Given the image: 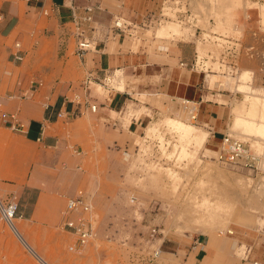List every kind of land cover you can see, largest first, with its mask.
<instances>
[{
	"label": "rangeland",
	"instance_id": "1",
	"mask_svg": "<svg viewBox=\"0 0 264 264\" xmlns=\"http://www.w3.org/2000/svg\"><path fill=\"white\" fill-rule=\"evenodd\" d=\"M162 4L163 12L172 18L150 27L145 34L193 38L198 43L200 61L203 53L214 51L215 58L204 62L208 83L244 91L232 108L235 118L228 134L255 150L262 141L246 135L249 131L236 125L235 119L242 110L255 124L264 121V0H161ZM250 7L257 8L252 18L255 27L251 29L257 44L252 47V38H248L247 46L241 41L242 22L248 18L245 9ZM196 8L202 11L201 18L192 17ZM168 24L176 25L178 32L161 33ZM228 42L238 51L235 60H225L237 65L233 75L227 72L230 64L220 61ZM211 67L213 71H208ZM108 85L124 87L122 71L110 76ZM95 90L102 92L104 86L95 84ZM134 96L135 101L155 103L163 98L167 102L160 103L162 113L141 133L130 134L126 140L113 141L109 134L100 139L104 135L92 121L82 166L68 173V193H61L64 205L61 207L58 195L49 200L50 204L42 207L49 216L45 220L30 214L37 189H9L12 183L25 184L29 163L23 150L14 147L16 140L8 139L9 130L0 133V204H17V216L10 219L19 234L50 264H199V241L244 257L249 240L264 230V152H257L261 159L254 169L221 162L217 158L221 143L214 141L201 124L195 102L147 92ZM135 106L130 102V112ZM169 119L192 125L196 132H206L204 145L198 147L193 139L183 138ZM2 185L8 186L6 193ZM78 194L87 195L93 205L94 234L85 244L63 228L67 199ZM2 211L0 207V264H42ZM157 250L159 254H155Z\"/></svg>",
	"mask_w": 264,
	"mask_h": 264
},
{
	"label": "crops",
	"instance_id": "2",
	"mask_svg": "<svg viewBox=\"0 0 264 264\" xmlns=\"http://www.w3.org/2000/svg\"><path fill=\"white\" fill-rule=\"evenodd\" d=\"M88 4L100 6L95 12L94 31L98 52L81 57L76 53L74 36L70 35L71 19L73 7ZM160 6L161 0H0V110L16 112L21 126L14 130L0 116V133L9 130L5 132L8 139L16 140L14 147L23 150L29 163L25 184L12 183L13 188L9 189L27 186L38 190L30 213L37 219H48L42 207H47L55 196L61 197L58 202L61 207L64 205L61 193H68V173L82 166L84 146L93 131L92 121L104 135L100 139L109 134L113 141H119L141 133L162 113L160 103L165 105V99L155 103L135 101V94L147 92L195 102L198 118L214 141L221 143L229 133L235 118L232 108L244 91L220 87L219 83L211 86L202 69L190 65L198 53L197 40L148 37V28L137 37L111 29L118 16L138 24ZM245 13L248 18L242 22L241 41L247 46L248 38H254L251 29L256 22L252 18L257 8H247ZM197 33L198 30L196 37ZM253 42L250 47L257 44L256 40ZM117 71L125 76L124 87L114 89L101 84L104 90L97 92L95 84L100 83L93 81L86 103L83 84L88 76H116ZM208 71H213L212 67ZM130 102L136 104L134 112H130ZM90 104H96L95 111ZM61 110L80 113L66 118L58 115ZM252 137L264 142L262 137ZM9 189L2 185L5 193ZM260 232V236L249 240L241 258L223 253L211 242L198 240L199 264H254L255 260L264 263V230Z\"/></svg>",
	"mask_w": 264,
	"mask_h": 264
},
{
	"label": "built area",
	"instance_id": "3",
	"mask_svg": "<svg viewBox=\"0 0 264 264\" xmlns=\"http://www.w3.org/2000/svg\"><path fill=\"white\" fill-rule=\"evenodd\" d=\"M167 0H163V3H166ZM97 9H100L99 5L88 4L82 7H73V16L71 19V30L70 35H73L77 49L76 53L84 57L89 52H98L96 48L97 37L94 35V31L97 29L95 26L96 17L95 12ZM164 4H162L158 11H150L144 17L140 23L130 21L122 16H118L113 20L111 29L116 33L125 34L130 37H137L140 32L145 31L146 28H154L157 25L162 24L166 19L172 18L163 12ZM181 13L180 11H178ZM231 42V41H230ZM229 44L223 47V51L220 55V61L229 63L230 68L227 71L231 75L237 70V65L225 60H235L237 58V47ZM19 59H22V56H17ZM206 60H199V55H196V58L190 64L192 67L201 68L204 72V75L207 76V68L204 62ZM200 62V63H199ZM184 64V62H181ZM199 64H201L199 66ZM97 81L100 84L108 85L110 77L104 76L103 78L93 77L92 74L84 81L83 89L86 92V103H89V85ZM91 110H96V104H90ZM80 113L79 110L66 113V111H60L58 115L60 117L66 118H75ZM0 116L5 119V122L10 125L14 130L21 129V126L18 121V116L16 112H7L0 110ZM195 118L196 116L193 115ZM217 158L221 162H230V163H239L243 166L254 169L257 168L261 159V155L246 146L243 140L233 137L230 134H225L222 138L220 148L218 150ZM4 216L6 219L17 216V204L11 203L8 206H4ZM93 205L90 198L84 194H78L70 196L67 199V203L64 209L63 214V228L73 232L80 243H87L94 234V224H93ZM229 233H233V230H229ZM160 250H157L155 254H159ZM254 264H264L257 260L254 261Z\"/></svg>",
	"mask_w": 264,
	"mask_h": 264
},
{
	"label": "bare ground",
	"instance_id": "4",
	"mask_svg": "<svg viewBox=\"0 0 264 264\" xmlns=\"http://www.w3.org/2000/svg\"><path fill=\"white\" fill-rule=\"evenodd\" d=\"M263 11H264V9H263ZM261 13H262V11H261ZM201 14H202V11L199 8H196L193 11L192 17L193 18H196V17L197 18H201V16H202ZM262 17H264V15ZM219 29H217V30H219ZM172 31L178 32V27L176 25H174V24H168L167 26H164L163 28L160 29L161 33H167V32H172ZM202 55H204V58L207 59V61L212 60L215 57L214 51H211V52H208V53L205 52ZM255 97L259 98L257 96H255ZM253 106H251V108ZM263 107H264V103H263ZM238 112L239 113L237 114V119H235L236 120L235 124L240 126V127H245V130L249 131V132H245L246 135L257 136V137H262L263 136L264 137V121H260V122L255 124L254 119L251 116L243 115L242 114V110L238 111ZM248 113H250V111H248ZM168 122L171 125H173L174 127H176L181 132V135H182L183 138H185V139H193L198 147H202L204 145L205 140L207 139L206 132H204V131L203 132H196L192 125H189V124L184 123V122L179 121V120L169 119ZM183 145H184V142H183ZM254 151L255 152H259V153L264 152V143H263V141L257 143L256 148H255ZM0 207H1V210H3L2 212H4L5 208L2 207L1 204H0ZM8 221H9V224L11 225L13 231H15L17 233V235L24 242L26 247L31 251V253L38 258L39 262H41L42 264H50L44 258H42V256H40L38 253H36V251L23 239V237L19 234L18 230L16 229V227L14 226V224H13V222H12V220L10 218L8 219Z\"/></svg>",
	"mask_w": 264,
	"mask_h": 264
}]
</instances>
